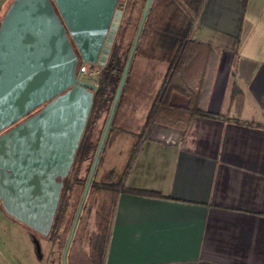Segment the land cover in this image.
<instances>
[{
    "label": "crops",
    "instance_id": "crops-1",
    "mask_svg": "<svg viewBox=\"0 0 264 264\" xmlns=\"http://www.w3.org/2000/svg\"><path fill=\"white\" fill-rule=\"evenodd\" d=\"M192 38L217 51L205 115L146 127L122 187L159 197L117 195L103 264H264V0H205Z\"/></svg>",
    "mask_w": 264,
    "mask_h": 264
},
{
    "label": "water",
    "instance_id": "water-1",
    "mask_svg": "<svg viewBox=\"0 0 264 264\" xmlns=\"http://www.w3.org/2000/svg\"><path fill=\"white\" fill-rule=\"evenodd\" d=\"M118 0H12L0 18V207L48 235L92 100L77 62L103 67L121 11ZM151 0L135 35L61 254L70 244ZM74 48V49H73ZM36 112L32 113L34 110Z\"/></svg>",
    "mask_w": 264,
    "mask_h": 264
},
{
    "label": "trees",
    "instance_id": "trees-1",
    "mask_svg": "<svg viewBox=\"0 0 264 264\" xmlns=\"http://www.w3.org/2000/svg\"><path fill=\"white\" fill-rule=\"evenodd\" d=\"M11 1L7 0L8 3L5 2L0 8V18ZM239 1L243 12L246 0ZM204 2L205 0H151L113 113V116L119 115L121 117L122 114L119 112V108L128 105L133 97L138 99L136 106H139L140 102L143 104L148 103L142 133L137 135V141L131 150L118 183L98 184L90 182L87 194L98 196L93 214L94 230L89 236L87 248L83 250L80 247L79 225L81 218L78 217L65 255V264H103L115 201L120 192L146 197H159L154 192L130 190L122 187V180L146 127L156 123L183 131L191 119L205 115L203 102L209 90L217 51L192 38L193 25ZM140 16L129 35V48L123 54L119 53L120 46L119 43L116 44L115 39L118 38V42H120L124 37L129 25V18L122 21L121 24L118 23L104 66L98 67V84L92 92L91 107L72 164L67 176L62 181L58 205L48 235L56 232L63 221L69 196H74L79 202L86 180V178L80 179L78 176L80 166L96 150L99 138H95L93 133L95 123L99 112L112 103ZM138 58L146 63V69L140 74H136L132 69L133 60ZM154 65L164 66L162 74L155 70ZM157 80H160V83L156 87ZM108 92L112 96L108 97ZM230 100L231 103L235 104V109L238 111L241 97L239 90L234 86L230 88ZM112 127L111 120L108 130H111ZM117 132L127 133V130L126 128H118ZM22 227L27 229L24 226Z\"/></svg>",
    "mask_w": 264,
    "mask_h": 264
},
{
    "label": "rangeland",
    "instance_id": "rangeland-1",
    "mask_svg": "<svg viewBox=\"0 0 264 264\" xmlns=\"http://www.w3.org/2000/svg\"><path fill=\"white\" fill-rule=\"evenodd\" d=\"M145 0H118L117 10L121 11L119 23L129 18V25L124 37L119 43L120 54L129 48L130 34L134 24L138 20ZM8 2H6L7 4ZM5 4V6H6ZM133 5V7H131ZM157 72L164 70L163 65H154ZM132 69L136 74H140L146 69L144 60L135 59L132 62ZM89 75L77 76L78 81L93 86L94 89L98 84L99 68L94 66L86 67ZM157 80L155 85H159ZM108 97L112 96L108 92ZM138 99L132 98L128 105L119 108L122 114L112 117V129L108 130L100 150L97 163L93 172L91 181L98 184H115L119 182L128 162L131 150L137 141V135L142 132V125L148 103L140 102L136 106ZM110 106L105 107L99 112L98 119L95 123L93 133L96 137H100L104 123L106 121ZM118 128H126L127 133H118ZM118 133V134H117ZM94 154L88 157L80 166L79 178L87 177L92 158ZM98 196L96 194H87L79 217L80 222V247L85 250L87 248L90 234L93 232V214L97 205ZM78 200L74 196H69L67 200L68 207L66 209L63 221L58 226L56 232L44 237L36 235L29 230L23 228L11 218H8L0 208V264H61L62 248L65 244L67 232L77 207ZM71 216V219H70ZM70 219V220H69Z\"/></svg>",
    "mask_w": 264,
    "mask_h": 264
},
{
    "label": "built area",
    "instance_id": "built-area-1",
    "mask_svg": "<svg viewBox=\"0 0 264 264\" xmlns=\"http://www.w3.org/2000/svg\"><path fill=\"white\" fill-rule=\"evenodd\" d=\"M81 74L82 75H89V73H87V71H86V66L83 63L78 67V76H80ZM79 82L85 83L83 81H79Z\"/></svg>",
    "mask_w": 264,
    "mask_h": 264
},
{
    "label": "flooded vegetation",
    "instance_id": "flooded-vegetation-1",
    "mask_svg": "<svg viewBox=\"0 0 264 264\" xmlns=\"http://www.w3.org/2000/svg\"><path fill=\"white\" fill-rule=\"evenodd\" d=\"M117 5L115 6V9L117 10ZM74 49V48H73ZM82 63L80 61L77 62V65H76V69H75V74L78 76V67L81 65ZM86 67L90 68L92 66L98 68L97 65H89V64H84Z\"/></svg>",
    "mask_w": 264,
    "mask_h": 264
}]
</instances>
